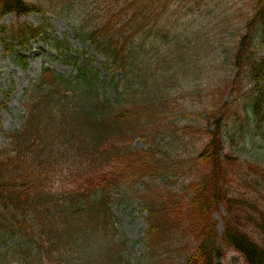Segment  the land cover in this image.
Returning <instances> with one entry per match:
<instances>
[{
	"label": "trees",
	"instance_id": "16d2710c",
	"mask_svg": "<svg viewBox=\"0 0 264 264\" xmlns=\"http://www.w3.org/2000/svg\"><path fill=\"white\" fill-rule=\"evenodd\" d=\"M191 2L0 0V20L14 18L0 24L6 53L40 38L76 70H42L0 148V264H264V0L238 15L215 0L194 14ZM46 13L88 47L19 21ZM234 70L231 91L248 87L205 125L203 92L226 90ZM238 139L262 162L240 160ZM134 209L141 250L120 238L118 212Z\"/></svg>",
	"mask_w": 264,
	"mask_h": 264
},
{
	"label": "rangeland",
	"instance_id": "374dc122",
	"mask_svg": "<svg viewBox=\"0 0 264 264\" xmlns=\"http://www.w3.org/2000/svg\"><path fill=\"white\" fill-rule=\"evenodd\" d=\"M191 1L193 2L188 3L190 7H188V9L192 10L194 14H202L203 10L195 2L196 0ZM199 1L203 2V0ZM215 1H226V3L228 2V4H226L227 7H229L227 11L231 12L233 15H238L240 10L245 11V9L247 8V5H245V0ZM216 10L218 11V13H221L219 8H212L211 14L213 15V20H215L216 16L219 15L215 12ZM194 14H191L190 17L187 16L189 20H191L190 18H193ZM206 19L209 20V17H205V20ZM13 20L14 18L12 16H6L0 20V24H6L8 22H12ZM45 20L46 23L49 24L48 37L50 39L57 38L65 40L69 48H74L75 46H87L86 43H82V38L77 37L74 34L72 21L67 17H61L55 14L46 13L44 16L29 14L21 16L19 18L20 22H27L32 24H38ZM242 32H245V30L242 29ZM260 53L264 55V47L261 49ZM64 60L65 59L63 58V56L52 50L49 43H45V41L40 38L32 41L25 50H17L13 53H6L4 50V45L0 41V148H4L8 143L6 134L19 127L20 113L22 109L21 102L24 91L29 87L31 83L38 79L40 73L44 68H48L53 72L71 77L76 74L74 66L68 62H65ZM100 61L101 59L99 57L94 56L92 64L94 66H98ZM234 74L235 70L234 72L230 71L229 75L226 77L227 81H229L225 86L226 90L220 91L219 93H216L215 96L209 97H205V92H203L202 97L204 98L202 99V103L206 105L208 111H205V108H203L199 109V113L200 119L205 122V125L212 126L214 122V116H223L224 108L221 106L224 104V102H227L234 97L236 98L245 90L244 87H248L240 86L239 88H237L236 85V89L231 91V85H229V83L233 81ZM205 76L208 77L209 72L205 73ZM226 113H229L231 116L234 113V110L232 111L230 109L228 112L226 111ZM235 113L239 114L240 119H242V113H240L239 109H236ZM232 117L234 118V116ZM232 117L231 119H233ZM221 140L223 142L224 138H221ZM243 140L244 139H242V141ZM238 141L239 143L234 146V149L238 150L236 151V155H238V158L240 160L247 161V159H253L254 162L261 161L262 158L259 156L261 155L262 151L261 147H259L258 144L252 143V140L248 139L245 146L243 147L241 140L238 139ZM135 145L137 147H140L138 141L135 142ZM227 149L228 148H226L225 150ZM257 150L259 152V156H255L257 154ZM262 165H264V163H262ZM185 180L186 175L178 178L177 183H175L173 186H175L176 184H178L179 186V184ZM138 213L137 211H127L124 213H122V211L118 212V217L120 218L121 225L120 238L125 237L127 239V247L133 248L135 250L141 248L140 245L136 244V239L141 237V230H143L145 227L144 219L142 215ZM224 214L225 212L222 206H219L218 209H216L213 213V218L216 223V231L218 234H220L223 230L222 218ZM232 256H230L229 258L232 257L236 259H231V264H242V261L237 255ZM218 261L219 259L216 258V262ZM178 264H183V261H180Z\"/></svg>",
	"mask_w": 264,
	"mask_h": 264
}]
</instances>
